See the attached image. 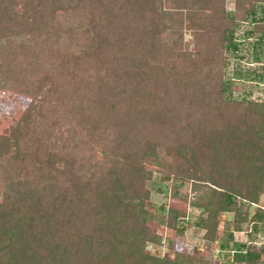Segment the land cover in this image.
Returning <instances> with one entry per match:
<instances>
[{
  "label": "trees",
  "instance_id": "1",
  "mask_svg": "<svg viewBox=\"0 0 264 264\" xmlns=\"http://www.w3.org/2000/svg\"><path fill=\"white\" fill-rule=\"evenodd\" d=\"M223 1L0 0V89L45 106L29 133L0 132V264H209L146 252L158 243L147 226L154 214L173 227L189 219L151 209L155 157L169 176L209 172L219 196L213 207L195 202L207 212L202 238L259 264L263 249L233 232L264 195V102L234 98L213 68L238 46ZM248 1L235 7L256 22L258 60L264 25ZM183 28L199 37L191 50L179 43ZM165 31L168 45L156 41ZM253 78L264 83V71ZM221 212L234 214L225 234ZM255 215L253 233L263 223Z\"/></svg>",
  "mask_w": 264,
  "mask_h": 264
},
{
  "label": "rangeland",
  "instance_id": "2",
  "mask_svg": "<svg viewBox=\"0 0 264 264\" xmlns=\"http://www.w3.org/2000/svg\"><path fill=\"white\" fill-rule=\"evenodd\" d=\"M255 5V18L256 20L262 19L264 25V2H256V4L250 0L246 2L247 8L254 7ZM203 7L205 6L201 4L200 9L196 13L201 14L200 10H205ZM222 8L224 14L229 19H235L234 21L237 27L234 29L232 36L238 46L237 50H229L227 52L224 57L223 66L220 67V65L215 64L213 68H215L214 70H221L223 79H230L232 96L234 98H242L246 102L254 101L262 103L264 102V83L257 82L253 78V73H261L262 70L264 71L263 44L260 46V49L263 50L262 54L260 53V58L258 60L254 59V43H256V39L259 36L258 33L253 31L257 26L256 22H252L250 15H247V18H245L241 15L240 11L236 10L235 0H224ZM195 16V14L191 16V19L196 22ZM143 24L146 25L145 23ZM181 31L182 37L179 43L183 44L185 49H193L199 37L195 36L190 29L183 28ZM172 36V31H165L161 35H157L156 41L160 42L161 40L162 43L168 45V43H172ZM207 38L204 40L206 47L208 43H215L214 38L209 39L208 42ZM260 49L258 47V50ZM207 67L208 61L206 60L198 65L200 72H204ZM44 108L45 106L36 100L22 94L0 89V132L4 129L10 135L22 130L27 132L30 127L37 124L39 119H41ZM155 158L157 160H153L152 164L148 165L149 169L152 170L153 183V188L148 199L151 209L155 210L158 214L166 209V207L173 206L181 211H185L189 219L184 222H179L173 227L168 223L166 225L159 224L157 216L154 214L153 219L147 222V226L150 228L152 234L158 236V243H147L146 252L160 257L173 258L175 251H180L190 255H196L209 264H215L214 262L217 260L214 261L212 254L216 248V242L205 241L202 238L203 230L196 226L201 217L200 215L205 216L207 212L197 207L195 202L197 201L198 203L213 207V198L219 196L217 192L211 189L210 183L208 182L210 177L209 172L198 170V180L188 178L186 174L182 178V175L179 173L180 171H177L175 176H169L168 173L159 170L157 164L159 159L157 157ZM215 158H218V156ZM196 180L197 182L194 183ZM164 187H169V189L164 191ZM259 200L257 203L264 205V195ZM255 210L259 213L254 206L250 205L248 207L247 221L243 224L242 228L248 225L249 214ZM238 214H243V209ZM233 217V212H221L217 215L218 231L220 233L225 234L230 231ZM178 228L183 229L182 234L176 232ZM237 239L243 240V234H237Z\"/></svg>",
  "mask_w": 264,
  "mask_h": 264
},
{
  "label": "built area",
  "instance_id": "3",
  "mask_svg": "<svg viewBox=\"0 0 264 264\" xmlns=\"http://www.w3.org/2000/svg\"><path fill=\"white\" fill-rule=\"evenodd\" d=\"M251 206L257 209V211L262 215L263 223L260 226V229L253 233L254 224L259 223L256 219V210L251 212L248 217V225L245 228L240 229L239 231L233 232V240L236 243H243L246 245H254L258 249L262 248L260 253V262L259 264H264V205L261 203H252ZM253 233V234H252ZM237 234H243L244 239H237ZM249 234H252L249 237ZM245 249L237 250V249H230L224 250L215 248L212 258L217 261H213L215 264H245V262L237 257V254H244Z\"/></svg>",
  "mask_w": 264,
  "mask_h": 264
}]
</instances>
